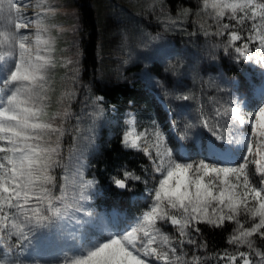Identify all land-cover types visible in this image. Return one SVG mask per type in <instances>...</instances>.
I'll list each match as a JSON object with an SVG mask.
<instances>
[{
  "label": "snow or ice",
  "instance_id": "snow-or-ice-1",
  "mask_svg": "<svg viewBox=\"0 0 264 264\" xmlns=\"http://www.w3.org/2000/svg\"><path fill=\"white\" fill-rule=\"evenodd\" d=\"M69 8L0 0V264H264V0H144L123 103L57 57Z\"/></svg>",
  "mask_w": 264,
  "mask_h": 264
},
{
  "label": "rangeland",
  "instance_id": "rangeland-1",
  "mask_svg": "<svg viewBox=\"0 0 264 264\" xmlns=\"http://www.w3.org/2000/svg\"><path fill=\"white\" fill-rule=\"evenodd\" d=\"M91 4L94 6L97 17L100 25V67L104 70V79L100 78V72L98 71L97 81L102 82L103 84H117V83H125L124 81H117L115 79L117 69L120 68L121 59L127 54L128 49L122 48V30L118 28L116 25L121 19H126L129 16H134L136 18L142 19V17L138 16V6L144 2V0H90ZM61 2H67L71 4L73 7H78L77 0H61ZM79 8V7H78ZM80 10V9H79ZM82 14L80 11V18L76 20L71 12V8L68 9L67 14L62 11L60 13V25L63 29V32L60 35L58 41V49L59 51L56 53L59 58L60 55H65L71 57L72 52L74 51V41L79 40L81 48L82 41L84 38V27L82 23ZM76 25L79 31L73 32L72 27ZM178 41L185 42L187 37H176ZM201 41H203V37H201ZM184 44V43H183ZM84 60V58H83ZM102 61V63H101ZM63 60H59L57 68L55 71L54 81L55 87L59 89L62 84V76L67 69L63 67ZM138 66L137 69H133ZM144 65L139 61H134L128 65L123 66V72L125 75L129 77L133 75H137L140 68H143ZM82 78L85 84L91 83L89 80H85L83 76V72L81 73ZM142 84V81L137 80ZM97 95H100L97 93ZM211 94V93H209ZM104 129V128H103ZM101 130V134L102 131Z\"/></svg>",
  "mask_w": 264,
  "mask_h": 264
},
{
  "label": "trees",
  "instance_id": "trees-1",
  "mask_svg": "<svg viewBox=\"0 0 264 264\" xmlns=\"http://www.w3.org/2000/svg\"><path fill=\"white\" fill-rule=\"evenodd\" d=\"M77 5L82 14V23L84 27V38L82 41V47L85 51L84 56V71L83 76L85 80H89L93 83L94 90L97 91L100 95H105L110 103L120 102L123 103L126 96L137 95L139 96L143 93V87L140 82H136L135 88L131 85L125 86V83L117 84H103L100 81H97V73L100 67V25L97 17V12L94 6L91 4L90 0H77ZM139 19V18H137ZM143 19V18H142ZM151 30V29H150ZM178 41V38H175ZM180 46H184L183 41H178ZM191 47V45H188ZM136 66L133 69H137ZM233 73H229L232 75ZM141 103L144 105L145 109L151 107V104L148 101L142 100ZM162 107V106H161ZM101 142L106 143L108 151L105 154V158H111L112 160H117L121 158V153L117 152L115 149L119 147L118 141H115L112 138V130L108 127H105L101 134ZM129 161L135 160V157L129 156L127 158ZM102 170V166L98 165ZM99 176V173H97ZM216 242L220 243V238L216 237ZM226 243V240L225 242Z\"/></svg>",
  "mask_w": 264,
  "mask_h": 264
}]
</instances>
